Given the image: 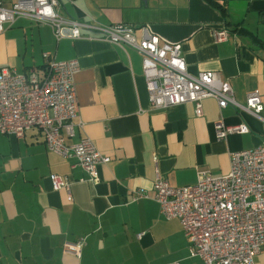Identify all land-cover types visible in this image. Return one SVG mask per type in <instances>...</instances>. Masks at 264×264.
I'll use <instances>...</instances> for the list:
<instances>
[{
    "label": "crops",
    "instance_id": "1",
    "mask_svg": "<svg viewBox=\"0 0 264 264\" xmlns=\"http://www.w3.org/2000/svg\"><path fill=\"white\" fill-rule=\"evenodd\" d=\"M17 1L0 0L5 8ZM60 14L132 25L138 38L148 27L181 45L190 75L212 72L229 81L240 106L257 91L263 111L220 110L214 99L203 102L201 118L190 103L153 110L138 52L87 31L58 40L50 25L18 18L0 34V69L42 71L44 53L78 60L74 81L84 128L67 143L87 137L111 162L99 166L93 183L74 158L49 152L37 130L23 138L0 134V264H204L190 255L180 222L160 215L153 186L158 174L174 187L194 186L203 173L225 176L232 153L262 144L264 0H60ZM221 30L229 37L216 42ZM218 121L244 124L249 133L218 141ZM51 175L69 181L72 201L66 190H53ZM141 191L147 197L137 198ZM81 240L80 256L65 253L66 243ZM254 264H264V247Z\"/></svg>",
    "mask_w": 264,
    "mask_h": 264
},
{
    "label": "built area",
    "instance_id": "2",
    "mask_svg": "<svg viewBox=\"0 0 264 264\" xmlns=\"http://www.w3.org/2000/svg\"><path fill=\"white\" fill-rule=\"evenodd\" d=\"M18 18L50 25L58 40L80 39L87 31L111 45L138 52L153 110L190 103L196 117L201 118L203 102L214 99L220 110L235 106L255 116L263 111L257 91L240 106L229 81L212 72L190 75L181 45L162 41L148 27L140 28L138 38L132 25L103 26L66 19L60 14V0H18L10 8L0 2V34ZM214 37L223 42L229 34L221 30ZM43 59L42 71L0 69V134L23 138L28 131L37 130L49 152L74 158L90 181L98 183L99 166L110 163L111 158L102 155L87 137L77 144L67 143L76 128H84L74 81L79 62L58 61L50 53H44ZM214 129L218 141L249 133L244 124L228 126L223 121L215 123ZM50 178L53 190H66L72 201L69 181L58 175ZM144 197L147 195L142 191L137 195ZM153 199L164 219L180 222L192 257L204 264H254L264 247V134L259 147L230 155V172L225 176L203 173L194 186L174 187L158 174ZM83 245L82 240L66 243L64 251L80 256Z\"/></svg>",
    "mask_w": 264,
    "mask_h": 264
},
{
    "label": "trees",
    "instance_id": "3",
    "mask_svg": "<svg viewBox=\"0 0 264 264\" xmlns=\"http://www.w3.org/2000/svg\"><path fill=\"white\" fill-rule=\"evenodd\" d=\"M240 32L245 34V35H247V36H250V37L254 38V36L250 32H248L247 30H245V29H242V31H240Z\"/></svg>",
    "mask_w": 264,
    "mask_h": 264
}]
</instances>
